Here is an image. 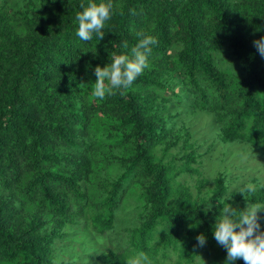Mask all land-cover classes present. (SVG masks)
Listing matches in <instances>:
<instances>
[{"label": "trees", "instance_id": "obj_1", "mask_svg": "<svg viewBox=\"0 0 264 264\" xmlns=\"http://www.w3.org/2000/svg\"><path fill=\"white\" fill-rule=\"evenodd\" d=\"M113 2L105 36L83 42L81 0L17 10L0 0V264H78L58 262L56 244L83 224L104 240L86 255L97 264H128L137 252L152 264H223L219 201L243 210L264 200V184L235 190L222 172L206 191L198 179L195 193L187 175L202 155L172 109L189 99L190 112L215 118L221 142L264 151V56L253 43L264 36V0ZM137 33L157 40L149 66L127 89L94 96L96 65L128 53ZM224 49L240 71L218 65Z\"/></svg>", "mask_w": 264, "mask_h": 264}, {"label": "clouds", "instance_id": "obj_2", "mask_svg": "<svg viewBox=\"0 0 264 264\" xmlns=\"http://www.w3.org/2000/svg\"><path fill=\"white\" fill-rule=\"evenodd\" d=\"M80 10L75 14V35L80 41L88 42L95 35L99 40L105 36L103 29L115 14L113 0H81ZM141 38L131 46L128 53L111 52L105 66L96 65L92 94L103 98L116 90H125L144 72L150 64L152 45L157 43L153 35L137 33ZM261 56H264V36L253 41ZM128 48L127 41L123 44ZM249 190L253 185L249 184ZM246 196V195H245ZM247 199V197H246ZM220 202L222 207L213 225V236L226 249L223 264H235L242 258L245 264H264V231H261L260 213L264 211V200H248L243 210H237L229 202ZM209 209H205L207 212ZM198 245L206 242L204 234L196 237ZM128 264H152L144 252H137L128 259Z\"/></svg>", "mask_w": 264, "mask_h": 264}, {"label": "rangeland", "instance_id": "obj_3", "mask_svg": "<svg viewBox=\"0 0 264 264\" xmlns=\"http://www.w3.org/2000/svg\"><path fill=\"white\" fill-rule=\"evenodd\" d=\"M28 0H3L9 9L23 8ZM175 49H171L174 53ZM216 61L220 67L231 68L240 71L238 61L232 56L229 49L215 53ZM180 91V86L173 87ZM169 93V92H168ZM183 106H172L173 111L179 113L178 126L187 124L193 133L192 141L200 155V165H197L199 173L193 176L187 175V181L192 190L197 193L198 179L204 178L208 182L202 188L203 191L213 186L214 178L218 173H226L227 183L232 189L239 190L246 184H264V151L243 143L226 144L218 139L220 126L212 115L202 113L193 114L189 106V99H185ZM58 262L79 260L78 264H97L86 255L104 249V240L99 239L91 231L87 224L73 226L66 232V236L56 244Z\"/></svg>", "mask_w": 264, "mask_h": 264}]
</instances>
